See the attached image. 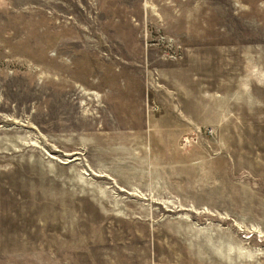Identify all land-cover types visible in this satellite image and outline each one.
<instances>
[{
    "label": "rangeland",
    "instance_id": "1",
    "mask_svg": "<svg viewBox=\"0 0 264 264\" xmlns=\"http://www.w3.org/2000/svg\"><path fill=\"white\" fill-rule=\"evenodd\" d=\"M0 264H264V0H0Z\"/></svg>",
    "mask_w": 264,
    "mask_h": 264
},
{
    "label": "crops",
    "instance_id": "2",
    "mask_svg": "<svg viewBox=\"0 0 264 264\" xmlns=\"http://www.w3.org/2000/svg\"><path fill=\"white\" fill-rule=\"evenodd\" d=\"M206 81L203 79H187L185 85L189 91H182L179 95H173V110L180 108L181 115H172L171 123H160L163 127H169L178 130H189L198 128L204 124L213 123L221 124L227 119L226 108H228L232 96L226 92L206 93L204 91ZM180 131V132H181ZM173 133L171 142L177 145L181 134ZM180 134V135H179Z\"/></svg>",
    "mask_w": 264,
    "mask_h": 264
},
{
    "label": "built area",
    "instance_id": "3",
    "mask_svg": "<svg viewBox=\"0 0 264 264\" xmlns=\"http://www.w3.org/2000/svg\"><path fill=\"white\" fill-rule=\"evenodd\" d=\"M209 134H211V131H208Z\"/></svg>",
    "mask_w": 264,
    "mask_h": 264
}]
</instances>
